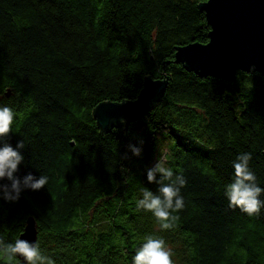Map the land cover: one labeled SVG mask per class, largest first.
<instances>
[{
  "label": "trees",
  "instance_id": "obj_1",
  "mask_svg": "<svg viewBox=\"0 0 264 264\" xmlns=\"http://www.w3.org/2000/svg\"><path fill=\"white\" fill-rule=\"evenodd\" d=\"M206 1L0 0V104L17 112L6 139L24 142L17 175L49 178L17 203L0 200V240L14 242L32 218L55 264H131L146 234L179 245L182 264H264V209L248 217L223 194L245 152L264 187V75L226 82L174 59L177 47L208 43ZM146 77L167 79L162 99L101 134L93 109L134 101ZM161 132L173 141L168 166L187 181L163 232L135 204L140 186L156 191L145 171ZM140 141L136 158L128 146Z\"/></svg>",
  "mask_w": 264,
  "mask_h": 264
},
{
  "label": "clouds",
  "instance_id": "obj_2",
  "mask_svg": "<svg viewBox=\"0 0 264 264\" xmlns=\"http://www.w3.org/2000/svg\"><path fill=\"white\" fill-rule=\"evenodd\" d=\"M16 118L17 112L13 107L0 104V200L10 204L19 202L25 191L39 192L49 182L47 175H17L25 160L24 142L18 141L13 147L6 139L14 132ZM140 145L128 146L132 156H142L143 141H140ZM251 159V153L247 152L236 156L231 164V181L225 184L223 193L230 209L248 217L259 215L264 209V187H261L250 168ZM167 160V155L161 154L146 169V183L156 185V191L142 185L135 201L136 209L150 214L161 232L173 228V221L177 219L173 213L184 208L181 189L187 183L181 172H174L167 165ZM173 256L172 249L162 236L146 234L131 257V264H174ZM0 264H55V261L44 254L38 241L18 237L11 243L0 240Z\"/></svg>",
  "mask_w": 264,
  "mask_h": 264
},
{
  "label": "water",
  "instance_id": "obj_3",
  "mask_svg": "<svg viewBox=\"0 0 264 264\" xmlns=\"http://www.w3.org/2000/svg\"><path fill=\"white\" fill-rule=\"evenodd\" d=\"M199 10L210 28L208 43L175 48V63L200 77L226 82H234L238 71L264 75V0H207ZM167 86V79L146 77L134 101L98 104L92 117L99 132L105 135L143 118L162 99ZM19 237L36 240L32 218L26 220Z\"/></svg>",
  "mask_w": 264,
  "mask_h": 264
},
{
  "label": "rangeland",
  "instance_id": "obj_4",
  "mask_svg": "<svg viewBox=\"0 0 264 264\" xmlns=\"http://www.w3.org/2000/svg\"><path fill=\"white\" fill-rule=\"evenodd\" d=\"M172 143L173 141L170 139V137L166 135V133L164 132L159 133L158 144H157L156 153H155L156 158L150 164V166H152V164L155 163L157 157L160 156L161 154L167 155L168 157L167 165H168V161L171 159ZM169 247L172 249L174 253V256H173L174 264H182L183 259H185V255H180V251H182V248L177 244L173 246L169 245Z\"/></svg>",
  "mask_w": 264,
  "mask_h": 264
}]
</instances>
